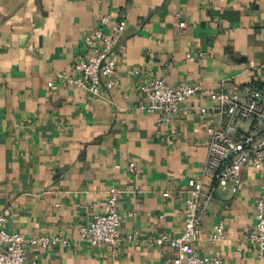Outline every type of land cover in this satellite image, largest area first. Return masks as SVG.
<instances>
[{"label": "crops", "instance_id": "0c3cea01", "mask_svg": "<svg viewBox=\"0 0 264 264\" xmlns=\"http://www.w3.org/2000/svg\"><path fill=\"white\" fill-rule=\"evenodd\" d=\"M122 13L118 84L92 96L58 79L73 73L91 26ZM152 77L199 83L187 103L208 108V92L223 81L228 90L264 88V0H0V225L69 241L29 246L27 264H174L177 251L153 238L183 232L187 182L202 176L215 119L195 111L158 122L139 90ZM131 161L138 171L128 170ZM242 182L238 192L216 190L193 248L229 264H264L249 237L264 170L245 166ZM111 188L125 239L95 246L80 226L105 211ZM220 222L226 237L211 242Z\"/></svg>", "mask_w": 264, "mask_h": 264}, {"label": "built area", "instance_id": "2783aa9c", "mask_svg": "<svg viewBox=\"0 0 264 264\" xmlns=\"http://www.w3.org/2000/svg\"><path fill=\"white\" fill-rule=\"evenodd\" d=\"M127 25L124 13L120 16L104 14L92 25L84 39L85 53L74 63L73 73L58 72L57 78L87 91L90 95L101 94L104 88L112 89L118 81L115 78L120 55L117 46ZM185 21L179 23L184 28ZM223 81L216 91L208 92L211 107L194 106L188 100L198 94L199 83L169 84L164 78L152 77L139 86L147 101L146 109L157 114V120L172 125L178 115L186 116L197 111L211 115L215 122L208 126V157L201 177L188 179L185 227L181 234L162 232L153 238L158 244H169L177 251L174 264H229L219 255L199 254L194 243L202 233V223L208 214L219 187L232 186L234 192L243 187L242 170L253 166L259 172L264 170V88L254 84L235 85L225 88ZM49 88L56 90L57 83L50 82ZM170 135L176 134L174 127ZM128 170L138 171L134 161ZM205 179L212 181L206 187ZM119 194L111 188L105 211L94 213L89 225L80 226L82 238L95 246L117 245L125 238L121 233L123 215L118 208ZM256 224L249 233L258 252L264 254V198L257 201ZM5 220L0 216V224ZM223 222L214 225L209 240L216 242L226 237ZM58 243H69L62 234H40L26 237L20 232L9 231L0 225V264H27L29 246L48 248Z\"/></svg>", "mask_w": 264, "mask_h": 264}]
</instances>
